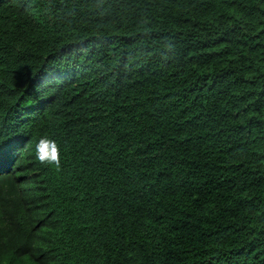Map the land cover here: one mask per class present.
Masks as SVG:
<instances>
[{"label":"trees","instance_id":"16d2710c","mask_svg":"<svg viewBox=\"0 0 264 264\" xmlns=\"http://www.w3.org/2000/svg\"><path fill=\"white\" fill-rule=\"evenodd\" d=\"M0 264H264V0H0Z\"/></svg>","mask_w":264,"mask_h":264},{"label":"clouds","instance_id":"9594fccd","mask_svg":"<svg viewBox=\"0 0 264 264\" xmlns=\"http://www.w3.org/2000/svg\"><path fill=\"white\" fill-rule=\"evenodd\" d=\"M38 159L42 162L59 163V150L55 142L42 139L36 146Z\"/></svg>","mask_w":264,"mask_h":264}]
</instances>
